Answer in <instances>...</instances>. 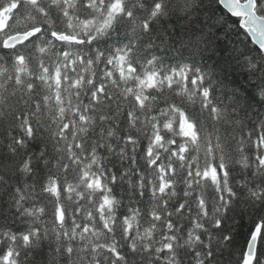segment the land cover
I'll use <instances>...</instances> for the list:
<instances>
[{
	"label": "snow or ice",
	"instance_id": "snow-or-ice-1",
	"mask_svg": "<svg viewBox=\"0 0 264 264\" xmlns=\"http://www.w3.org/2000/svg\"><path fill=\"white\" fill-rule=\"evenodd\" d=\"M259 58L221 77L202 0H0V264H264Z\"/></svg>",
	"mask_w": 264,
	"mask_h": 264
},
{
	"label": "trees",
	"instance_id": "trees-1",
	"mask_svg": "<svg viewBox=\"0 0 264 264\" xmlns=\"http://www.w3.org/2000/svg\"><path fill=\"white\" fill-rule=\"evenodd\" d=\"M197 23L205 31L211 29L210 38L218 49L211 66L221 77L234 80L243 87L246 73L237 61L242 56L257 59L259 56L251 38L238 28L237 18L228 16L217 0H202L197 10Z\"/></svg>",
	"mask_w": 264,
	"mask_h": 264
}]
</instances>
